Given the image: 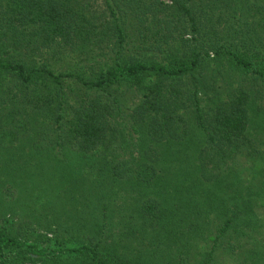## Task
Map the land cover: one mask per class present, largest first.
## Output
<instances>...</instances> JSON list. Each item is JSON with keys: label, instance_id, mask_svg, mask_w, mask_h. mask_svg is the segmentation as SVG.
I'll return each mask as SVG.
<instances>
[{"label": "trees", "instance_id": "1", "mask_svg": "<svg viewBox=\"0 0 264 264\" xmlns=\"http://www.w3.org/2000/svg\"><path fill=\"white\" fill-rule=\"evenodd\" d=\"M167 2L0 0V264L264 261V0ZM122 116L154 147L133 171L112 157ZM59 149L144 190L118 241L103 206L88 244L30 242L23 159Z\"/></svg>", "mask_w": 264, "mask_h": 264}, {"label": "rangeland", "instance_id": "2", "mask_svg": "<svg viewBox=\"0 0 264 264\" xmlns=\"http://www.w3.org/2000/svg\"><path fill=\"white\" fill-rule=\"evenodd\" d=\"M161 1L168 3L167 0ZM226 71H231V69L227 68ZM131 96H133L132 93L126 94L128 101ZM127 121L122 116L112 124V130L117 133V140L114 143L116 151L112 157H118V162L125 161L127 169L133 171V167L130 165L133 160L142 152L150 154L149 151L154 147L152 146L149 151L145 150L137 136L132 134ZM190 127L192 133L196 135L194 125L190 123ZM56 151L54 152L56 153ZM59 151L61 155L57 154L56 160L46 158L44 150L40 151L43 156L34 158L32 161H28L26 157L23 159L25 167L32 171L30 172L31 180L35 185L34 190H36L33 195V199H36L35 204H30V207L26 204L22 210L23 213L36 220L29 224L32 231L29 234L30 242L39 241L38 244L41 248L53 251H57L59 247L68 250L78 248L80 244H88L92 239H98L101 236L98 225L101 223L103 206L107 209L108 217L106 235L112 233L108 234L109 241H118L121 232H125L130 226L129 215L134 212V206H138L142 198L144 199V190L126 181L110 182L104 175L97 178V172L94 170L97 161L77 157L65 149H59ZM108 159L107 161H109ZM91 167L93 168L91 169ZM65 170L69 171L70 177L81 179L77 187H66V183L70 181L66 174L63 178L57 179V175L60 172L64 173ZM17 220L15 217L14 223H17ZM46 230L49 232L47 233ZM93 230H98L100 236L97 237L90 232ZM56 237L58 243H54L55 241L46 243L47 239L54 240ZM262 237L264 234L260 238ZM204 245L209 249L208 241ZM201 246H203L202 243ZM221 247L217 251L213 264H241L240 259L221 255ZM162 256L163 254L151 256L148 258V263L164 264L161 260ZM261 264H264V261Z\"/></svg>", "mask_w": 264, "mask_h": 264}]
</instances>
